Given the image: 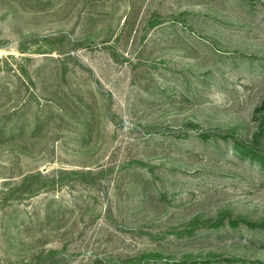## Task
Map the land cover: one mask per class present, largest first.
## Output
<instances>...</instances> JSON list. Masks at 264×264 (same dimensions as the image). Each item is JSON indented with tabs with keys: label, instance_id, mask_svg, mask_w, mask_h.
Returning <instances> with one entry per match:
<instances>
[{
	"label": "rangeland",
	"instance_id": "rangeland-1",
	"mask_svg": "<svg viewBox=\"0 0 264 264\" xmlns=\"http://www.w3.org/2000/svg\"><path fill=\"white\" fill-rule=\"evenodd\" d=\"M235 145L264 156V0H0V264H264Z\"/></svg>",
	"mask_w": 264,
	"mask_h": 264
},
{
	"label": "trees",
	"instance_id": "trees-1",
	"mask_svg": "<svg viewBox=\"0 0 264 264\" xmlns=\"http://www.w3.org/2000/svg\"><path fill=\"white\" fill-rule=\"evenodd\" d=\"M229 151H231V153L237 156L245 158L246 160L254 163L255 165H257L258 168L264 171V156H259L258 154L254 153L250 148H247L245 145H235L232 148L230 147ZM249 227H255V224H249Z\"/></svg>",
	"mask_w": 264,
	"mask_h": 264
}]
</instances>
